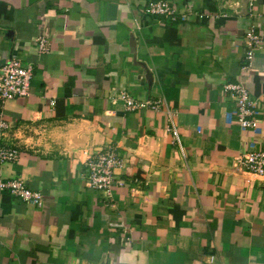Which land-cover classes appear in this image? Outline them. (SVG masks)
Here are the masks:
<instances>
[{"label": "crops", "instance_id": "1", "mask_svg": "<svg viewBox=\"0 0 264 264\" xmlns=\"http://www.w3.org/2000/svg\"><path fill=\"white\" fill-rule=\"evenodd\" d=\"M148 1L0 0V64L33 67L30 94L4 105L0 141L20 158L0 171L43 194L0 190V264H264V180L234 167L264 149V44L244 67L264 0H171L205 15L187 22ZM240 82L259 129L228 121ZM121 91L164 103L129 111ZM109 147L123 159L111 199L86 170Z\"/></svg>", "mask_w": 264, "mask_h": 264}, {"label": "built area", "instance_id": "2", "mask_svg": "<svg viewBox=\"0 0 264 264\" xmlns=\"http://www.w3.org/2000/svg\"><path fill=\"white\" fill-rule=\"evenodd\" d=\"M250 5L255 0H249ZM253 6V5H252ZM145 12L149 15L158 16L172 22H187L192 16L203 18L205 15L190 7L178 8L171 0H150L146 3ZM253 12V10H251ZM264 18V16H263ZM246 64L248 69L254 58L255 48L264 44V36L254 32L251 27L247 38ZM36 47L39 53L50 51L48 37L45 35L37 38ZM33 78L32 65H25L18 55H12L5 63L0 64V131L10 127L4 119V105L9 99L26 97L30 94ZM225 90L235 100V110L227 113L229 122L235 121L242 128L259 129L260 111L258 102L250 95V91L243 83H227ZM120 97L124 101L126 110L135 111L149 109L157 111L162 106L163 100H151L149 98H137L128 91H121ZM174 137H178L174 126L169 127ZM20 158V149L14 144L0 141V162H14ZM123 167V159L115 147H109L96 155L91 156L86 162L87 183L90 187L98 189L105 197L112 196L116 181L115 169ZM234 167L239 171L254 174L264 180V149L247 151L239 154L234 160ZM123 184L122 180H118ZM0 190L9 191L17 198L32 202L42 203L43 194L29 189L25 181L20 178H4L0 171Z\"/></svg>", "mask_w": 264, "mask_h": 264}]
</instances>
